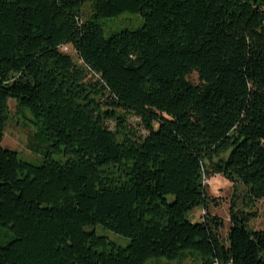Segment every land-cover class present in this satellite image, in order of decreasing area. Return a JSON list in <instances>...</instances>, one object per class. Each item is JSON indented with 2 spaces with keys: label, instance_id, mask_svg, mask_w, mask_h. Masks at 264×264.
Instances as JSON below:
<instances>
[{
  "label": "trees",
  "instance_id": "obj_1",
  "mask_svg": "<svg viewBox=\"0 0 264 264\" xmlns=\"http://www.w3.org/2000/svg\"><path fill=\"white\" fill-rule=\"evenodd\" d=\"M124 13L141 27L105 37L95 19ZM10 99L36 120L39 166L1 146ZM215 158L248 210L231 206L225 242L216 216L188 218L208 212ZM261 201L264 0H0V264H264Z\"/></svg>",
  "mask_w": 264,
  "mask_h": 264
},
{
  "label": "rangeland",
  "instance_id": "obj_2",
  "mask_svg": "<svg viewBox=\"0 0 264 264\" xmlns=\"http://www.w3.org/2000/svg\"><path fill=\"white\" fill-rule=\"evenodd\" d=\"M82 20L91 15L88 5L83 7ZM98 24L103 28L105 37L111 33L119 32L122 30H135L141 27L142 18L140 15L124 13L116 18H97L95 19ZM67 53L77 66L81 65L76 54L70 47H64L61 49ZM192 83H197V78L192 75L189 78ZM130 127L134 129L136 134L141 138L145 137L147 133L142 129L139 121L135 118L129 117L127 120ZM36 120L26 110H20L15 100L10 99L7 103V123L4 130L3 141L1 143L2 148L14 151L18 158L24 162L39 166L43 163V154L47 150V146L44 143H40L36 139ZM107 126L113 131L114 123L107 122ZM39 147L38 151H35L36 147ZM54 160L63 162L65 159L59 155L51 156ZM211 161L203 165V185L205 187V193L209 204L208 212H204L202 209H195L189 214L188 218L191 223H200L205 217L206 213L211 216L219 218L223 227L220 230V237L223 242L226 240L228 230L230 228V208L234 207L235 210L248 211L242 205V198L244 195V187L239 183H231L222 174L215 172V166L218 164ZM256 217L252 218L248 223V229L250 230H264V201L258 202L255 208ZM87 231H93L97 236L106 237L112 243L125 247L128 245L129 240L125 237L119 236L109 230L97 225L92 228H88ZM0 244H5L11 240V234L6 231H0ZM153 261H149L147 264H151ZM160 264H197L194 260L184 261H165L160 260Z\"/></svg>",
  "mask_w": 264,
  "mask_h": 264
}]
</instances>
